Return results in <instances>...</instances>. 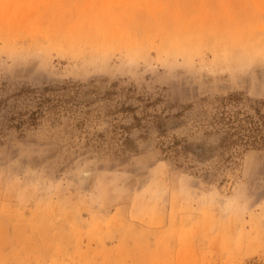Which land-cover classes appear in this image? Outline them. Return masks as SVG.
<instances>
[{"label":"rangeland","instance_id":"rangeland-1","mask_svg":"<svg viewBox=\"0 0 264 264\" xmlns=\"http://www.w3.org/2000/svg\"><path fill=\"white\" fill-rule=\"evenodd\" d=\"M233 92L264 100V0H0V264H264V148L192 156Z\"/></svg>","mask_w":264,"mask_h":264},{"label":"trees","instance_id":"trees-1","mask_svg":"<svg viewBox=\"0 0 264 264\" xmlns=\"http://www.w3.org/2000/svg\"><path fill=\"white\" fill-rule=\"evenodd\" d=\"M69 83L61 85L58 88L45 87L43 91H60L63 93L62 98L56 99V102H69L71 107L76 106L77 101L83 105H89L96 101V98L103 100H109L111 94H115V90H107L104 92L105 95L98 96L97 90L93 85ZM25 91L38 94L36 89H27ZM68 91V92H67ZM127 91L131 93L134 91L128 87ZM67 92V93H66ZM70 92V93H69ZM92 95L91 98L78 100L79 96ZM135 98L142 99V96H135ZM42 98L39 100V104L43 103ZM215 101L209 102L211 109L205 113L202 110V121L207 127L203 130L204 134L217 135V142L214 146L204 147L195 146L192 148V156L197 161L209 160L211 158V151L231 152L232 150L242 148H264V100H251L244 97L239 92L228 93L222 96H216ZM148 101V100H146ZM145 101V102H146ZM147 103V102H146ZM122 110L131 112L132 123L130 125H113L112 132L116 133L115 128L127 129L129 127H137L140 125L141 117L135 114L133 106H121ZM75 110V109H73ZM40 111H37V113ZM35 112L30 111L27 115V121L32 123L35 119ZM147 114H144L146 116ZM142 116V117H144ZM20 123L24 120L19 119ZM158 133H162L164 129H161L159 124L156 125ZM97 137L103 138L102 133H97ZM133 139L129 136H122L121 147L124 149L132 150L134 145ZM231 155V154H230ZM228 157L223 158L227 159Z\"/></svg>","mask_w":264,"mask_h":264},{"label":"bare ground","instance_id":"bare-ground-1","mask_svg":"<svg viewBox=\"0 0 264 264\" xmlns=\"http://www.w3.org/2000/svg\"><path fill=\"white\" fill-rule=\"evenodd\" d=\"M184 41V42H183ZM178 40V39H170L166 42V46L168 49L173 50V49H192V44L189 39L186 40Z\"/></svg>","mask_w":264,"mask_h":264}]
</instances>
